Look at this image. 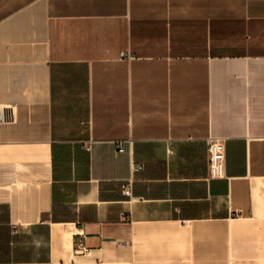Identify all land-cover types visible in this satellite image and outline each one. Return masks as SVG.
I'll list each match as a JSON object with an SVG mask.
<instances>
[{
	"label": "crops",
	"instance_id": "0c3cea01",
	"mask_svg": "<svg viewBox=\"0 0 264 264\" xmlns=\"http://www.w3.org/2000/svg\"><path fill=\"white\" fill-rule=\"evenodd\" d=\"M0 264H264V0H0Z\"/></svg>",
	"mask_w": 264,
	"mask_h": 264
},
{
	"label": "built area",
	"instance_id": "2783aa9c",
	"mask_svg": "<svg viewBox=\"0 0 264 264\" xmlns=\"http://www.w3.org/2000/svg\"><path fill=\"white\" fill-rule=\"evenodd\" d=\"M117 151L119 153L124 152L123 143L118 144ZM140 169V167L138 168ZM210 169L211 174L214 177H223L225 174V146L222 142L211 139L210 141ZM124 194L131 195V183L128 182L123 188Z\"/></svg>",
	"mask_w": 264,
	"mask_h": 264
}]
</instances>
